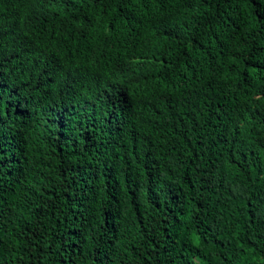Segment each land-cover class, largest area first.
Wrapping results in <instances>:
<instances>
[{
	"label": "trees",
	"instance_id": "obj_1",
	"mask_svg": "<svg viewBox=\"0 0 264 264\" xmlns=\"http://www.w3.org/2000/svg\"><path fill=\"white\" fill-rule=\"evenodd\" d=\"M0 264H264V0H0Z\"/></svg>",
	"mask_w": 264,
	"mask_h": 264
}]
</instances>
